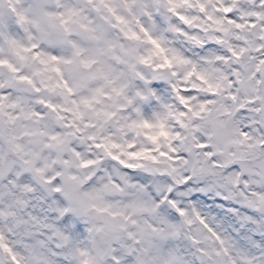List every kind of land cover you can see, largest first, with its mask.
<instances>
[{
    "label": "snow or ice",
    "instance_id": "6c2138e0",
    "mask_svg": "<svg viewBox=\"0 0 264 264\" xmlns=\"http://www.w3.org/2000/svg\"><path fill=\"white\" fill-rule=\"evenodd\" d=\"M0 264H264V0H0Z\"/></svg>",
    "mask_w": 264,
    "mask_h": 264
}]
</instances>
